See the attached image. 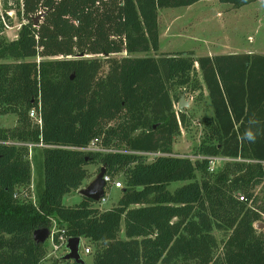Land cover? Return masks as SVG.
Returning a JSON list of instances; mask_svg holds the SVG:
<instances>
[{
	"label": "trees",
	"instance_id": "obj_1",
	"mask_svg": "<svg viewBox=\"0 0 264 264\" xmlns=\"http://www.w3.org/2000/svg\"><path fill=\"white\" fill-rule=\"evenodd\" d=\"M197 1L1 0L0 116L15 114L17 125L0 122V264H39L47 252L32 232L54 224L93 244V264H264L254 227L264 226V54L133 56L159 50L160 8ZM218 1L239 9L262 0ZM11 12L20 21L13 39ZM176 87L199 98L205 89L213 111L191 156L172 149L188 124ZM93 138L106 150L78 149ZM30 145L41 146L44 186L25 201ZM214 156L227 161L210 172ZM96 163L124 175L117 203L84 196L65 205ZM62 257L53 264H77Z\"/></svg>",
	"mask_w": 264,
	"mask_h": 264
},
{
	"label": "rangeland",
	"instance_id": "obj_2",
	"mask_svg": "<svg viewBox=\"0 0 264 264\" xmlns=\"http://www.w3.org/2000/svg\"><path fill=\"white\" fill-rule=\"evenodd\" d=\"M1 7L0 0V9ZM11 14L13 23L7 28L6 35L8 38L13 39L17 36V32L20 29V21L13 12ZM158 24L159 50L149 53L140 52L133 56L147 54L158 56L161 52H173L174 50H192L194 51V56L207 55L211 52L217 54L228 52L243 53L246 50L264 54V0L247 4L239 9H234L227 3L221 4L218 0H200L187 7L160 8L158 11ZM199 76L200 73L198 72ZM185 88H183L185 91L179 87L175 89L180 96L183 95L190 102L188 107L184 106L188 124L187 126H180V133L176 136L172 149L176 154L191 156L193 147L201 138L203 119L205 116L212 115L213 111L205 89L203 96L199 98L198 90L190 92V87ZM177 105L178 103L175 105V110ZM16 119V115L12 113L0 116V122L4 127L17 125ZM34 122L36 123V121ZM28 158L32 161V180L30 184L18 189L19 197H22L25 201L34 200L37 190L44 186V159L41 153V146L30 145ZM147 159L151 160L152 158L148 156ZM99 166L97 163L87 166L89 177H87L82 187L96 177ZM222 166L223 164L218 165V168ZM116 176V179L124 184V175L119 173ZM198 177H200V174ZM182 183L177 181L170 184L168 188L173 190ZM120 192L121 189L106 185L107 200L101 203L99 207L108 208L116 204L121 196ZM74 195V198L71 197L72 195H67L66 198L79 200L80 196ZM256 230L264 233V227H259ZM214 234L217 238L223 236L220 230H216ZM120 236L123 237L124 232H121ZM44 246L47 256L39 264H53L57 258L67 253L65 247L54 248L49 238L44 243ZM86 246L89 247L90 251L93 250V244L88 239L82 238L80 249L82 250ZM220 251L221 249L217 250L216 254H219ZM82 256L87 264H93L90 254L86 253Z\"/></svg>",
	"mask_w": 264,
	"mask_h": 264
},
{
	"label": "water",
	"instance_id": "obj_3",
	"mask_svg": "<svg viewBox=\"0 0 264 264\" xmlns=\"http://www.w3.org/2000/svg\"><path fill=\"white\" fill-rule=\"evenodd\" d=\"M43 12L33 16V23L35 26L38 25L40 17H42ZM83 53H80L77 57L83 56ZM74 76L71 75L70 78L72 79ZM190 102L184 98L183 95L179 97L177 108L178 110L182 111L184 106L188 107ZM104 173L105 167L102 165L98 173L95 175L96 177L93 178L89 183L85 184L82 188L78 190L79 194L83 197H88L93 201L97 202L103 198L105 194V180H104ZM256 229L259 227H264L262 223H257L255 225ZM33 240L35 244H44L49 236H50V228L49 227H39L33 230ZM80 236H71L67 239L66 243V254L63 255L64 260H72L77 264H85V260L80 252V245H81Z\"/></svg>",
	"mask_w": 264,
	"mask_h": 264
},
{
	"label": "built area",
	"instance_id": "obj_4",
	"mask_svg": "<svg viewBox=\"0 0 264 264\" xmlns=\"http://www.w3.org/2000/svg\"><path fill=\"white\" fill-rule=\"evenodd\" d=\"M29 115L34 121H36V123H38L40 125L42 124V121L40 119V115H39L37 110L32 109L30 111ZM177 118H178V115H177ZM78 149L81 151H83V150H85V151H88V150H92V151L106 150L101 146V139L100 138H93V140L87 146H85L83 148H78ZM226 161H227V159L221 158V156H214V157L210 158L208 170L210 172H214L218 168V165H222ZM103 176H104L103 178L105 180L106 185H111L115 188H121V186H123L122 181L117 180V179H113V177L110 176L109 174L104 173ZM238 199L241 201L244 200L241 196H239ZM106 200H107V195L106 196L104 195L103 198L100 199L99 204L101 205V203L105 202ZM68 238L69 237L65 233V229L58 227L57 224H54L53 227L50 228L49 239L51 240L54 248L65 247ZM89 250H90L89 247L86 246V247H83L82 250L80 249V252L83 255V254L89 253L90 252Z\"/></svg>",
	"mask_w": 264,
	"mask_h": 264
},
{
	"label": "crops",
	"instance_id": "obj_5",
	"mask_svg": "<svg viewBox=\"0 0 264 264\" xmlns=\"http://www.w3.org/2000/svg\"><path fill=\"white\" fill-rule=\"evenodd\" d=\"M228 53H235V52H228ZM228 53H220V54H228ZM243 53L246 54V53H257V52H252V51H250V50H246V51L243 52ZM212 54H217V53H212V52H211V53H209V54H207V55H211V56H212ZM220 54H217V55H220ZM196 67L198 68V63H196ZM74 194L80 196L79 200H77V199H73V198L75 197ZM67 195H72L71 197H73V198H66ZM82 199H83V196L79 194L78 190H77V191H71V192L65 194V196H64V198H63V203H64L65 205H66V204H67V205H74V204H77V203L81 202ZM118 199H119V198H118ZM69 200H71V201H69Z\"/></svg>",
	"mask_w": 264,
	"mask_h": 264
},
{
	"label": "clouds",
	"instance_id": "obj_6",
	"mask_svg": "<svg viewBox=\"0 0 264 264\" xmlns=\"http://www.w3.org/2000/svg\"><path fill=\"white\" fill-rule=\"evenodd\" d=\"M249 124L254 126L257 124V121L255 119H252L249 121ZM257 137V132L252 130V128L249 129V131L246 133V139L249 140V142H255Z\"/></svg>",
	"mask_w": 264,
	"mask_h": 264
}]
</instances>
